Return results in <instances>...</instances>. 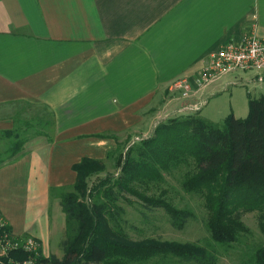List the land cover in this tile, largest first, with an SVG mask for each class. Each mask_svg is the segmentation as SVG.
<instances>
[{"label": "crops", "instance_id": "crops-1", "mask_svg": "<svg viewBox=\"0 0 264 264\" xmlns=\"http://www.w3.org/2000/svg\"><path fill=\"white\" fill-rule=\"evenodd\" d=\"M254 27L264 40V0H0V151L6 131L36 127L0 163V212L14 235L59 256L53 222L66 233L60 196L73 166L169 118L207 119L210 98L237 79L203 83V66Z\"/></svg>", "mask_w": 264, "mask_h": 264}, {"label": "trees", "instance_id": "trees-1", "mask_svg": "<svg viewBox=\"0 0 264 264\" xmlns=\"http://www.w3.org/2000/svg\"><path fill=\"white\" fill-rule=\"evenodd\" d=\"M248 96L245 119L232 114L215 123L200 114L172 117L130 147V140L119 143L107 156L120 169L119 175L102 179L93 188L89 181L105 171L106 160L83 158L73 166V191L63 188L60 196L66 217V237L61 243L64 256L45 255L40 241L14 235L7 223L4 231L12 239L33 238L39 247L37 251L19 247L0 254V264H146L157 257L187 264H218L217 252L198 243L134 240L124 229L125 211L117 203L127 195L135 197L147 209L164 210L171 225L183 230L195 213L178 208L164 195L149 192L152 186L165 182L167 174L187 167L182 187L204 197L211 238L222 245L236 242L240 233L247 231L243 216L264 207V94ZM20 130L3 134L10 142L0 163L21 153L25 138L20 137ZM250 264H264V247L257 249Z\"/></svg>", "mask_w": 264, "mask_h": 264}, {"label": "rangeland", "instance_id": "rangeland-1", "mask_svg": "<svg viewBox=\"0 0 264 264\" xmlns=\"http://www.w3.org/2000/svg\"><path fill=\"white\" fill-rule=\"evenodd\" d=\"M236 77V83L224 88L219 94L210 98V105L203 112L207 119L222 123L229 115H235L240 119H245L249 115V96L259 98L264 94V83L256 80L255 71H238L232 75ZM214 109V110H213ZM244 110V114L242 113ZM214 111L213 112H211ZM43 129L44 127H39ZM27 129V130H25ZM36 130V127H21L20 137L26 138L27 135ZM145 137H138L131 142L140 141ZM0 151V161L5 156L6 149ZM106 160V169L103 173L93 176L89 181V187L93 188L102 179L109 176L117 177L120 169L116 167L114 161ZM189 171L187 167L175 170L167 174L165 182L151 187L149 194L163 196L170 200L178 208H189L195 213V219H191L183 230L175 229L170 222V217L162 209H147L135 197L125 196L120 198L117 203L124 209L122 215L125 220L124 229L134 240L154 239L165 242L176 243H198L217 252L218 264H250L258 248L264 247V207L262 210H256L246 213L242 221L247 229L238 236L236 242L228 245H222L211 238L208 230L210 212L206 206L205 199L200 194L187 193L182 187V180L185 173ZM73 191V189H68ZM65 218V214L63 212ZM60 215V218L63 217ZM53 222L52 230V252H57L63 257L61 243L66 234H62L61 223ZM65 225V221H63ZM146 264H187L176 258L157 257Z\"/></svg>", "mask_w": 264, "mask_h": 264}, {"label": "built area", "instance_id": "built-area-1", "mask_svg": "<svg viewBox=\"0 0 264 264\" xmlns=\"http://www.w3.org/2000/svg\"><path fill=\"white\" fill-rule=\"evenodd\" d=\"M238 71H255L257 80L264 82V40L259 37L256 27L240 43H228L213 54L203 66L201 81L212 82L224 75ZM6 219L0 212V254L23 247L27 251H37L39 244L33 238L15 241L4 231Z\"/></svg>", "mask_w": 264, "mask_h": 264}]
</instances>
